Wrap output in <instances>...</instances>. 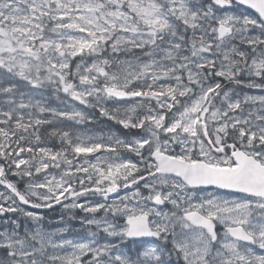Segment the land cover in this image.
I'll list each match as a JSON object with an SVG mask.
<instances>
[{
    "label": "snow or ice",
    "instance_id": "6c2138e0",
    "mask_svg": "<svg viewBox=\"0 0 264 264\" xmlns=\"http://www.w3.org/2000/svg\"><path fill=\"white\" fill-rule=\"evenodd\" d=\"M247 90L264 93V0H0V264H264ZM61 93L137 134L66 128L97 118L49 106ZM54 205L87 235L29 210Z\"/></svg>",
    "mask_w": 264,
    "mask_h": 264
},
{
    "label": "rangeland",
    "instance_id": "374dc122",
    "mask_svg": "<svg viewBox=\"0 0 264 264\" xmlns=\"http://www.w3.org/2000/svg\"><path fill=\"white\" fill-rule=\"evenodd\" d=\"M77 83H78V81H77ZM228 87H231V86L229 85ZM247 91H249V93L253 94V95L264 94V93H260L258 90H247ZM61 94L64 97V94L63 93H61ZM51 98H53V97H50L49 99H51ZM62 101H66V102H62ZM61 103L63 104V106L59 107V108H67L69 110L71 108L80 109V110L85 111L86 113L94 114L97 118L96 121L94 123H91V124H87V123L86 124H76L72 121H65L64 126L66 128L73 130L74 132H77V131L78 132H87V131L98 132L101 129H103L105 131H107L108 129H112V130L117 131L119 134L124 135V136H131V135L137 134L135 130H133V132H131V133H128L127 130L122 129L119 125L114 124L112 121H108L106 118L100 117L98 111L91 109V108H85L83 105H80L78 102L71 101L70 98L64 97L61 100ZM153 103H155V102H153ZM108 107H112V104L109 103ZM25 155H27V154H25ZM133 159H135V157H133ZM77 160L79 161V158H77ZM9 179L13 180L14 182H16L18 180L17 177H13L11 175H9ZM18 187L21 190H23L24 183L23 182L18 183ZM3 191H5V189L0 188V192H3ZM124 194H125V190H123V189L120 190L118 194L113 193L110 195V201L112 199H115L117 197V195L123 196ZM84 199L85 198L82 197L81 201H83ZM87 199L90 201H102L103 200V198L101 196H95V197L89 196V197H87ZM29 210L37 212L36 210L30 209V208H29ZM38 213L44 217L43 225L48 230H52V229L64 226V223H57L60 216L63 214L65 216V221L67 222V224L69 226V231L63 234V238L79 239V238L87 235L86 226H83L80 223V219L82 217H85V214L83 212L79 211L78 209L74 210V214L76 216V219L72 220V221H67V215L68 214L64 213L62 205H59L56 208H52L49 211H45L42 213L38 212ZM103 215H104L103 212H100L97 214V218H99L100 216H103ZM5 219H7V217L0 216V227L3 226V221ZM93 230H95V229L93 228ZM59 238L60 237H56V239H59Z\"/></svg>",
    "mask_w": 264,
    "mask_h": 264
},
{
    "label": "trees",
    "instance_id": "16d2710c",
    "mask_svg": "<svg viewBox=\"0 0 264 264\" xmlns=\"http://www.w3.org/2000/svg\"><path fill=\"white\" fill-rule=\"evenodd\" d=\"M61 95V100L64 98L62 94ZM61 100H57L56 98H51L49 99V106H52V107H62L63 104L61 103ZM53 143H57L58 144V141H56L55 139L53 140Z\"/></svg>",
    "mask_w": 264,
    "mask_h": 264
},
{
    "label": "water",
    "instance_id": "95a60500",
    "mask_svg": "<svg viewBox=\"0 0 264 264\" xmlns=\"http://www.w3.org/2000/svg\"><path fill=\"white\" fill-rule=\"evenodd\" d=\"M57 206H59V205H54L53 207H57ZM26 207H28V206H26ZM53 207H52V208H53ZM52 208H51V209H52ZM38 210H40V211H48V210H50V209L43 208V209H38Z\"/></svg>",
    "mask_w": 264,
    "mask_h": 264
}]
</instances>
